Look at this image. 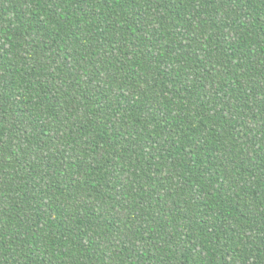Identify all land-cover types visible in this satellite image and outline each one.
Listing matches in <instances>:
<instances>
[{"label":"trees","instance_id":"1","mask_svg":"<svg viewBox=\"0 0 264 264\" xmlns=\"http://www.w3.org/2000/svg\"><path fill=\"white\" fill-rule=\"evenodd\" d=\"M0 264H264V0H0Z\"/></svg>","mask_w":264,"mask_h":264}]
</instances>
